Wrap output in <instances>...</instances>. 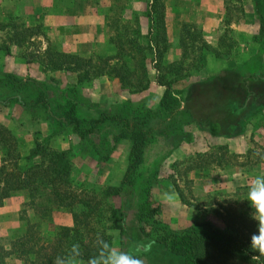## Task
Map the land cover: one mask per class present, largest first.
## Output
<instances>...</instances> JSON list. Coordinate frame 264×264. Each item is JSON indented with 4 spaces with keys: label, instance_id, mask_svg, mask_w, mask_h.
<instances>
[{
    "label": "rangeland",
    "instance_id": "1",
    "mask_svg": "<svg viewBox=\"0 0 264 264\" xmlns=\"http://www.w3.org/2000/svg\"><path fill=\"white\" fill-rule=\"evenodd\" d=\"M165 1L163 0L164 5ZM149 3V0H80L78 12L104 13L103 23L99 25V28L97 27L98 31L92 34V40L83 39L73 49L67 46L62 47V43H56L55 39L48 34L46 24L42 21L43 15H46V5L43 0H0V21L11 19L18 25L39 24L55 50L91 57L93 62L99 57L114 54L115 51L111 54H104L99 45L107 43L114 45V39L117 36H121V39L130 38V40L137 41L139 46H143L144 58L141 63L146 70L149 82L154 81L156 75L161 76L168 83L169 90L178 101L175 109L162 113L156 109L161 94L133 97L131 102L130 99L118 97L115 94V89H121L118 82L104 75L100 77H105L108 83L112 82V84L94 86L99 78L96 77L71 87L76 91L72 99L75 101L74 113L79 118H93L101 110L124 116L122 112L125 107L130 110L128 113L130 117L126 118L127 120L146 119V127L149 126L151 129V135L146 140L148 141L155 140L159 135L165 136L180 131L186 128L188 123L192 125L190 122L193 113V111L190 112V107H192L196 112L193 114L197 117L196 119L200 121V118L210 119L206 122L207 126L214 122L225 134L236 131L234 127L242 123V119L249 113L256 110L257 104L264 103V87L256 86V82L247 80V78L238 81L236 79V74H240L238 70H222L217 76L209 79L205 77L214 74L218 61L225 60L228 56L235 57L239 52V47L242 48V44L246 45V42L237 37L236 32L229 27L233 22L244 19L240 0L237 2L228 0L225 5L223 3L227 11L225 10L226 13L218 23L212 37L206 36L197 25L192 23H182L187 26V32L179 29L178 32L167 34L164 29L166 40L163 45L160 40L157 43V46L163 50L159 59L152 50L144 48L148 41L146 37L148 21L145 10ZM188 4L187 0H167L169 11L176 6L187 7ZM168 22L176 24V15L173 19L169 17ZM258 35L257 33L253 40L258 41L264 48V36ZM58 39L61 41L59 37ZM162 46L164 48H161ZM8 47L9 53L0 50V75L9 72L23 80L32 78L38 81L52 103H50L51 110L55 109L54 105L57 103L64 104L66 91L75 82L74 75L69 72L43 70L35 62L27 64L20 55V49L11 44H8ZM127 52L132 57L130 61L124 54H120V57L114 59L112 63L120 64L127 60L125 64L132 69L133 63L138 60L137 50ZM132 74L136 76L137 69H134ZM123 92L126 91L123 90ZM36 93V89L28 84L24 88L0 85V122L9 126L16 134L22 152L29 144L31 145L34 129L38 128L42 133H47L53 123L51 122L50 125L42 118V108L26 110L7 97L19 96L32 101ZM3 101H7L6 106L2 105ZM147 103L153 107L148 108L145 105ZM180 104H183V112L182 110L179 112ZM121 106L123 107L122 112L120 111ZM256 122L254 118L248 122L249 126L239 141L244 144L241 153L230 151L227 143L204 139L205 146L202 150L160 165L163 178L138 176L139 171L146 167L138 164L132 187L133 205L129 213H132L138 202L143 199L149 200L151 205L157 207V211L148 219L150 222L143 227L149 236L164 235L166 231L177 232L194 221L204 220L211 221L219 228L224 226L223 220H231L233 226H242L246 233L256 231V223L250 218L252 209L245 199L248 182L258 175H264V170L260 169L259 165L260 162H264V119ZM54 126L57 127L55 124ZM56 132L57 134L50 139L51 148L68 150V177L73 178V190L79 194L80 199H90L94 207L88 211L89 208L82 209L83 205L77 203H72V206L52 204L48 213L49 219L45 217L38 219L26 205L28 198L25 193L16 192L10 196L8 205L0 210V244L7 248L8 239L22 224V220H51L53 225L63 226L74 219L72 212H75L78 220H101L98 225L107 227L105 233L111 234L112 240L115 238L114 247H118L117 231L111 229L110 226H112L111 220H119V216L112 211V209L118 211L119 201L117 197L105 191L111 186L108 185L109 182L117 180L118 173L121 172L120 166L115 161L110 164L106 163H109L110 153L116 158L122 156L126 149L128 151V140L121 137L118 128L101 125H95V131L88 134L85 140L78 139L69 128L57 127ZM184 132L185 134L190 133ZM124 142H127V147L124 146ZM155 146L153 149L145 150L147 159L153 157V150L159 145ZM159 148L163 150L161 146ZM154 166L157 168L158 164H154L153 168ZM152 178L165 179L173 188H177L180 202L196 211V220H165L161 215L160 205L150 196ZM145 189L148 191L147 195ZM78 208L82 210L79 213ZM86 212L90 214L85 216ZM123 220H133V218L124 217ZM205 247L209 254V264H253L234 256L229 257L211 245ZM138 255L145 261V264H180L178 258L170 260L168 255L165 261L164 254L156 247ZM4 264L19 263L8 255L4 258Z\"/></svg>",
    "mask_w": 264,
    "mask_h": 264
},
{
    "label": "trees",
    "instance_id": "2",
    "mask_svg": "<svg viewBox=\"0 0 264 264\" xmlns=\"http://www.w3.org/2000/svg\"><path fill=\"white\" fill-rule=\"evenodd\" d=\"M149 1V6L145 10L148 41L144 48L152 50L159 59L163 50L157 46V43L160 40L163 45L166 40L164 4L163 0ZM226 1L228 0H223L224 5ZM253 6L258 14V34L264 36V0H253ZM225 9L227 11L226 7ZM180 31L187 32V26L182 24ZM123 39L121 36L114 39L113 55L99 57L93 62L91 57L55 50L39 24L18 25L11 19L0 21V50L9 53L8 44H11L20 49L24 62L38 63L43 70L69 72L75 78V82L66 91L64 104L57 103L54 105L55 109L51 110V102L38 81L32 78L23 80L9 72L0 75V85L24 88L28 84L36 89L37 93L32 101L19 96L7 98L9 100L11 98L26 110L42 108V118L50 125L51 122L53 123L47 133H42L38 128L34 129L31 145L23 152L18 147L16 134L0 123V205L4 198L16 192H24L28 198L26 205L38 219L43 217L49 219L48 213L52 204L72 206V203H77L83 205L82 209L89 208L90 211L91 207H94L90 203L92 201L80 199L79 194L73 190V178L68 177V150L51 148L50 139L57 134V127L69 128L70 132L80 140H85L88 134L93 133L95 125L118 128L121 137L129 142L125 169L119 184L109 186L105 191L117 197L119 201L118 211L112 209L113 213L119 216V220H111L112 226H110L118 234L117 248L133 254H143L156 247L164 254L165 261L169 256L170 260L178 258L180 264H209V254L205 246L211 245L229 257L234 256L253 264H264V256H259V253L250 247L252 232L246 233L242 226H233L231 220H223L222 228L208 220L194 221L177 232L166 231L164 235L151 237L143 227L150 222L148 219L157 211V207L151 205L149 200L143 199L138 202L132 213H129L133 205L134 175L142 157L144 143L151 135V129L149 126L146 127L147 122L144 118L129 121L118 113L102 110L93 118H79L74 113L75 101L72 99V95L76 92L72 88L76 84L104 75L116 79L119 87L129 94L147 88L149 79L141 63L144 58L143 46H139L137 41L130 38ZM129 50H137L138 60L133 63L132 69L125 64L127 60L120 64L112 63L114 59L120 57V54H124L130 61L132 57L127 52ZM134 69H137L136 76L132 74ZM154 82L164 88L156 109L162 113L175 109L178 101L169 90L168 83L157 75ZM6 103L7 101H3L2 105L6 106ZM215 128L217 125L214 122L208 124L211 135L217 134ZM175 190L179 197V190L177 188ZM145 192L147 195V189ZM81 211V208H78V213ZM88 214L90 212H86L85 216ZM128 214L129 216H126ZM72 216L74 219L72 218L71 226H56L51 220H22V224L8 239L7 248L0 244V264H4V258L8 255L19 264H54L55 258L65 254L73 244H79L82 258L86 261L96 251L98 236L115 246L111 234L105 233L107 227L98 225L101 220H78L75 212H72ZM124 217L133 220L126 221L123 220Z\"/></svg>",
    "mask_w": 264,
    "mask_h": 264
},
{
    "label": "crops",
    "instance_id": "3",
    "mask_svg": "<svg viewBox=\"0 0 264 264\" xmlns=\"http://www.w3.org/2000/svg\"><path fill=\"white\" fill-rule=\"evenodd\" d=\"M41 1V0H40ZM46 5V15H43V23L46 24V29H48V34L52 39L54 38L56 43L60 42L61 46L68 47L69 49L75 48L83 39L85 41H90L93 39L92 34L98 31L99 25L103 23L104 13L98 14L94 11H86L85 13L78 12V2L80 0H43ZM189 4L187 7H174V9L168 10L167 0L164 5V29L167 34L178 32L182 23L194 24L197 25L206 36L212 37L215 34L218 23L221 21L222 17L226 13L224 9L223 0H187ZM243 8H241L242 16L244 19H239L237 22L230 24L237 37L242 38L246 42V45L242 44V48L239 47L238 53L234 56H228L225 60L218 61V65L215 68L214 74H209L206 79L217 76L221 73L222 70L231 71L238 70L240 74H236V79L243 80L247 78L252 82H256V86L262 88L264 87V48L254 41L253 37L258 33V14L254 11V6L252 0H240ZM176 15V24H170L168 22L169 17L171 19ZM183 21V22H182ZM96 27V28H95ZM98 27V28H97ZM46 34V33H45ZM47 36V34H46ZM48 37V36H47ZM58 37L61 39L59 41ZM174 38V35H173ZM251 40V41H250ZM177 46V41L175 42ZM244 46V47H243ZM99 48H102L104 54H111L115 51V46L112 43L101 44ZM79 56V55H78ZM82 57V56H81ZM28 64V63H27ZM204 81V80H200ZM105 77H99L96 80L94 86H101L103 84H112ZM196 83V82H194ZM163 88L157 85L154 81H150L148 86L142 92L137 94H129L123 92L122 89L116 90L115 94L118 97L124 99H130L132 102L133 97H146L160 95ZM156 93V94H155ZM116 96V97H117ZM158 97V96H157ZM148 108H152L153 105L147 103L145 104ZM179 112L184 111L183 104L179 106ZM123 107L121 106V112ZM193 111V113H192ZM130 110L124 107L123 115L128 118ZM190 112L192 117L186 128H183L182 132L177 131L170 133L165 136L159 135L155 140H148L144 143L142 148V157L139 165H144L139 175L141 177L151 178L153 176H159L163 178L162 168L160 165L173 161L175 159H180L186 155L193 153L194 151H200L204 148V139L213 140L219 143H227L230 151L236 153H241L243 151L242 143L239 141L242 139L245 134L247 127L249 126L248 122L251 119H256L258 122L261 119H264V103L257 104L256 110H253L249 115L242 119V123L238 124L237 127H234V132L225 134L221 131L219 125L215 130L217 131L216 135H211L208 131L207 119L206 117L196 119L193 114L196 113L195 110L190 107ZM256 122V123H257ZM2 125L7 126L5 123L0 122ZM184 131L190 132L185 134ZM189 135V136H188ZM17 144L19 149V139L16 137ZM158 144H157V143ZM153 157L149 159L145 157V150L153 149ZM124 146L127 147V142H124ZM162 147L163 150L159 147ZM30 147V144L24 148L25 150ZM158 150V153L156 151ZM126 155L127 149L124 151V154L120 157L113 156L109 154V163L113 161L120 166V174L118 173L119 178L117 180H112L108 185L116 186L119 184L125 169L126 164ZM120 159V160H118ZM157 162V163H156ZM154 164H158V167L153 168ZM260 169L264 170V162H260ZM151 189L150 196L153 201L158 203L161 207V215L165 220H196V211L192 208L182 204L179 200V197L176 193L175 188L165 179H151ZM166 194L171 195L173 199L171 201L167 200ZM10 197L4 198L0 205V210L8 205ZM172 215V217H171ZM170 217V218H168ZM72 221L63 226H71ZM118 235V234H117ZM112 240L113 245L116 243Z\"/></svg>",
    "mask_w": 264,
    "mask_h": 264
},
{
    "label": "clouds",
    "instance_id": "4",
    "mask_svg": "<svg viewBox=\"0 0 264 264\" xmlns=\"http://www.w3.org/2000/svg\"><path fill=\"white\" fill-rule=\"evenodd\" d=\"M246 198L252 209L250 218L256 223V231L250 236V247L264 256V175L251 179L247 185ZM167 200L173 197L166 194ZM96 251L86 261L82 258L79 244H73L63 255L55 258L54 264H145L138 255L113 247L103 237L96 239Z\"/></svg>",
    "mask_w": 264,
    "mask_h": 264
}]
</instances>
